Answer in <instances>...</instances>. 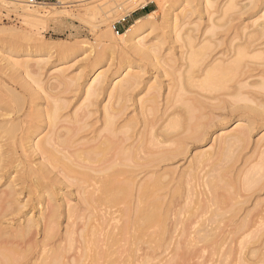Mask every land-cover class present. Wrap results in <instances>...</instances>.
Returning <instances> with one entry per match:
<instances>
[{
  "label": "rangeland",
  "instance_id": "rangeland-1",
  "mask_svg": "<svg viewBox=\"0 0 264 264\" xmlns=\"http://www.w3.org/2000/svg\"><path fill=\"white\" fill-rule=\"evenodd\" d=\"M22 1L30 4V0ZM39 1L45 5L36 6L39 13L31 16L18 0H0V114L10 119L21 115L22 121L13 122L20 123L16 132L18 136L33 125H42L36 138L40 148L33 152L27 142L20 146L19 152L20 155L26 154L36 167L40 161L45 162L50 176L57 181L52 198L55 197V202L62 205V211L67 213L69 206L78 211L75 224L78 234L75 236L78 238L74 247L79 248L68 252L67 264H92L93 256L90 255L93 248L96 252L103 248L98 249L100 243L97 236L94 237L95 247L91 245L93 248L90 246L88 249V246L84 247L86 244L82 245L88 239L81 238L83 229L89 230L90 225L93 228L94 224L87 223L88 218L93 217L75 186L81 183L78 180L82 176L80 171L85 169L77 164L80 161L73 160L76 157L73 155L93 146L103 134L105 116L109 110L115 112L120 106L117 96L120 89H125L121 102L124 108L116 118V126L119 136L128 138L126 144L129 146L137 143L141 133L150 129V124L155 123L158 128L167 115L186 103L193 106V123L208 126L201 142L190 143L189 148L176 159L161 162L157 173H131L139 185L152 176L164 174L166 185L159 190L158 196L162 201V211L169 214L174 210L169 220L178 213L175 200L181 198L187 188L186 185L183 187V180L191 179L190 166L194 157L201 152L217 151L221 138L232 133L237 126H249V138L243 146H234L231 153L236 150L235 156L225 161V165H232L229 166L232 179L238 177V184L240 182L242 187L240 180L245 174L259 169L260 165L264 167V0ZM146 5L154 9L149 12L153 13L152 16L148 18L147 13L137 18L139 14H135V11ZM131 24L139 28L134 40L123 37ZM203 47H206L204 57L196 67H191V53ZM240 51L244 52V58L227 88L214 91L198 87L214 65L230 63L238 58ZM189 76H194L196 84L188 83ZM129 83L131 86L126 88ZM21 89L25 90L26 95L19 92ZM179 95L181 101L177 100ZM42 107L44 111L41 116L39 108ZM13 124L8 123L7 126ZM183 130L180 128L178 132ZM52 134H56V142L44 145ZM2 140L8 143L11 138L7 136ZM63 141H67L63 144L67 146L64 151L59 146V142ZM43 148L47 150L43 151ZM70 158L73 162L78 161L77 165L75 162V165L72 164ZM66 163H70V166ZM129 164L132 165L131 162ZM260 171L264 174V168ZM15 175L11 177L12 180ZM194 182L191 180L190 184L195 186ZM3 183L4 179L0 183L2 197L10 188L8 183ZM16 183V189L23 187L19 190L22 192L18 191L16 195L17 205L20 203L23 206L25 215L39 220L43 206L28 204L25 187L28 189L30 186L18 179ZM136 196L135 192L128 206H122L131 209L128 217H123L122 221L127 218L131 220L130 215L134 216ZM253 198H256L254 202L260 199L261 205L254 207L250 202L247 207L257 209L253 212L264 211V189L254 194ZM9 217H5L3 227L16 228V221H10ZM24 217H21L22 221ZM70 223L67 216L60 218L59 236L64 235ZM42 227L38 225L33 228L32 238L39 243L43 241ZM177 235L172 234V237ZM260 235L262 238L258 241L262 242L264 233ZM168 236L166 247L165 243V248L157 246L160 250L156 248L155 261L152 260L150 264H174L175 261V264H184L183 250L175 251L173 242L169 244L171 236ZM58 243L60 240L54 241L51 247L55 248ZM140 247H143L142 244ZM3 249L0 247V252ZM196 252L191 261L185 264H209L206 258L208 254L201 257L196 256ZM119 253L116 251L117 255ZM128 253L126 250L121 252L117 262L119 258V263L122 261L124 264L134 260L132 253ZM174 253H178L177 257ZM114 254H111V258L117 259ZM31 260L33 264L36 258Z\"/></svg>",
  "mask_w": 264,
  "mask_h": 264
},
{
  "label": "bare ground",
  "instance_id": "bare-ground-1",
  "mask_svg": "<svg viewBox=\"0 0 264 264\" xmlns=\"http://www.w3.org/2000/svg\"><path fill=\"white\" fill-rule=\"evenodd\" d=\"M18 2L22 3L24 11L31 16L39 13L35 8L36 6L45 5L44 2L40 1L29 2L30 4H25L22 0H18ZM31 6L34 9H31ZM152 14L149 13L147 17L150 18ZM138 31L139 28L135 24H131L126 28L123 37L134 40L138 36ZM136 43L140 42L137 41ZM205 51L206 47H203L191 53L189 58L191 67L198 65L204 57ZM244 55V52L240 51L238 58L230 61V63L214 65L207 72L205 78L198 83V87L203 90L214 91L227 88L226 85L235 77L236 69H239ZM187 81L189 84H196L194 76H189ZM130 86L129 83L125 87ZM19 92L26 95L25 90L21 89ZM124 92L125 89L117 91L120 106L115 112L109 110V114L105 116L104 132L100 134L95 144L73 155V157L76 156L73 160L80 161L79 163L74 161L75 164L77 163L85 169L80 171L83 180L77 178L81 183L75 186L78 193L80 192L82 195V202L87 204L89 213L93 217L88 218L87 223L94 224L93 228L89 224L92 229L90 227L89 230L83 229L80 236L88 239L84 240L85 243L82 245L86 244L84 247L88 246V249L91 245L95 247L97 236L98 244L100 243L98 249L103 247H101L102 250L99 249L96 252V249L91 246L93 248V253L90 255L93 256L92 264H121L123 262L119 263L120 258L117 262L118 256L120 257L121 252L123 253L125 250L132 253L131 258L134 259L128 260L130 257L128 253L126 263L124 255L123 260L126 264H150L158 248H162L164 243L166 247L168 235L171 236L169 244L173 242L175 245L174 250H183L185 260H182L184 264L191 261L194 251H197L196 256L205 257L208 254L206 258L209 264H264V241H258H261L262 238L260 234L264 233V211H256L257 209L254 207L261 205V200L258 199L254 202L256 198H253L254 194L262 188L264 189L261 184L264 181V174L260 171L264 167L259 163V169L253 172L247 171L248 174H245L240 180L242 181V187H240L238 177V180L235 179L236 181L232 179L230 173L232 165H225L226 160L235 156L236 148L233 154L231 153L233 147H240L247 143L249 126L239 125L232 133L220 137L221 142L219 144L221 145L217 151L201 152L194 157L190 166L191 174L188 173L191 179L186 180L187 183L183 180V187L187 186V188L184 189L185 192L180 196L181 198L175 200L176 207H179L178 213L169 220L174 210H171L169 214L162 211V201L158 196L159 190L166 185L163 179L164 174L152 176L139 185L132 178L131 173L138 171L157 173V168L161 162L174 160L189 148L190 143L201 142L207 134L208 126L193 123V106L186 103L167 115L158 128L155 127V123L150 124V129L141 133L137 143L129 146L126 144L128 138L124 135L120 137L119 129L116 126V118L124 108V104H121L124 99ZM21 93L20 95H22ZM15 95L19 96L18 94ZM214 98L216 99V97ZM177 100H182L180 95ZM43 109V107L39 108L40 114L42 112L41 116ZM53 113L55 114V112ZM22 119L20 114L14 119L7 118L5 114H0V183L4 179L3 185L8 183L10 187L8 191L4 192V197L0 196V247L4 248L0 252V263L19 264L25 261L24 264H32L31 259L36 258L33 264H67L68 252L74 248H79L78 246L74 247L78 238L75 236L77 234L75 224L78 211L73 206H69L66 213V211H62V205L55 202V197L52 198L57 181L50 176V170L45 162L40 161L36 167L26 154L20 155V146L23 147L27 142H29L33 152L40 148V142L36 141V138L42 128V125L41 127L35 125V129L33 125L25 129L21 136H18L16 132L20 123L13 124V122L15 120L22 121ZM8 123L13 124V126H7ZM146 127L147 123L145 124ZM180 128H184V130L179 133ZM181 135L182 137L177 141ZM7 136L11 138L8 143L2 140ZM54 142H56V134L50 135L43 144ZM59 143V146L63 147V151L66 150L67 146L64 145L67 141ZM174 144H178L177 147L173 148ZM43 149V151L47 150L46 148ZM24 152L26 153V150ZM19 158L21 161H18ZM232 161L234 160L232 159ZM74 162L71 161L72 164ZM130 162L132 165L129 164ZM68 164L70 166V163ZM126 166L129 169H126ZM13 174H16L13 177L14 180L11 179ZM16 179L22 184L30 186L28 189L25 187L26 195L29 198L28 204L33 203L35 207L43 206L39 212V220L25 215L22 210L23 206L20 203L17 205L16 195L23 187L15 188L18 185ZM191 180L196 181L194 182L196 183L195 186L190 184ZM135 192L137 205L134 208V216L131 217L130 215L131 220L127 218L122 221L123 217H128L131 210H127L128 207L125 209L123 207L129 204L128 202L132 196L134 197ZM64 202L67 207L65 199ZM250 202L254 205L255 212H253L254 209L250 210L247 207ZM63 215L67 216V220L71 223L67 226L64 235L59 236L58 227ZM8 216H10V221H16V228L3 227L2 223L6 221L5 217ZM22 216H26L23 221L21 220ZM38 225L39 227L40 225L41 227L44 226L42 227V243L32 238L33 228ZM177 233V237H172V234ZM56 240H60V243L55 244L57 245L55 248L54 246L51 247V244ZM141 244L143 247L147 245L148 248L142 249ZM169 244L167 245L169 246ZM126 246L130 247L126 248ZM157 246L159 247L157 248ZM116 251H120L119 255L116 254ZM137 252L141 253L138 254ZM111 254L112 256L113 254L117 255L114 256L117 259H112ZM177 254L174 253L173 255L177 257ZM84 255L87 256L88 253ZM215 256L217 258H214Z\"/></svg>",
  "mask_w": 264,
  "mask_h": 264
},
{
  "label": "crops",
  "instance_id": "crops-1",
  "mask_svg": "<svg viewBox=\"0 0 264 264\" xmlns=\"http://www.w3.org/2000/svg\"><path fill=\"white\" fill-rule=\"evenodd\" d=\"M154 11V9L151 8L150 5H146L145 7H143L142 9H139L137 11H135V14H139L138 16H136L137 18Z\"/></svg>",
  "mask_w": 264,
  "mask_h": 264
},
{
  "label": "built area",
  "instance_id": "built-area-1",
  "mask_svg": "<svg viewBox=\"0 0 264 264\" xmlns=\"http://www.w3.org/2000/svg\"><path fill=\"white\" fill-rule=\"evenodd\" d=\"M39 0H31L30 2L33 3V2H38Z\"/></svg>",
  "mask_w": 264,
  "mask_h": 264
}]
</instances>
